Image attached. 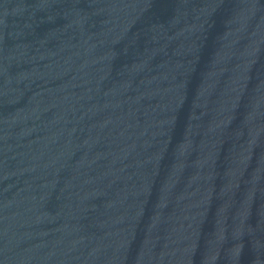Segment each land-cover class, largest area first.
<instances>
[{"label":"water","instance_id":"1","mask_svg":"<svg viewBox=\"0 0 264 264\" xmlns=\"http://www.w3.org/2000/svg\"><path fill=\"white\" fill-rule=\"evenodd\" d=\"M264 42V0H0V260Z\"/></svg>","mask_w":264,"mask_h":264}]
</instances>
